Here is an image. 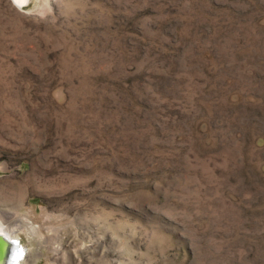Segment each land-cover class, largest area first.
I'll list each match as a JSON object with an SVG mask.
<instances>
[{
    "label": "rangeland",
    "instance_id": "obj_1",
    "mask_svg": "<svg viewBox=\"0 0 264 264\" xmlns=\"http://www.w3.org/2000/svg\"><path fill=\"white\" fill-rule=\"evenodd\" d=\"M0 220L21 264H264V0H0Z\"/></svg>",
    "mask_w": 264,
    "mask_h": 264
},
{
    "label": "water",
    "instance_id": "obj_2",
    "mask_svg": "<svg viewBox=\"0 0 264 264\" xmlns=\"http://www.w3.org/2000/svg\"><path fill=\"white\" fill-rule=\"evenodd\" d=\"M20 243L13 240L7 239V237H4L0 235V264H18L19 257H20ZM14 248V254H11L10 260L9 259V247ZM12 248V250H13ZM13 255V257H12ZM12 257V258H11Z\"/></svg>",
    "mask_w": 264,
    "mask_h": 264
},
{
    "label": "bare ground",
    "instance_id": "obj_3",
    "mask_svg": "<svg viewBox=\"0 0 264 264\" xmlns=\"http://www.w3.org/2000/svg\"><path fill=\"white\" fill-rule=\"evenodd\" d=\"M16 1L19 4H22L23 5V2H25L26 0H16ZM0 235H2L4 237H7V239H9L11 241L15 240V241H17V242L20 243V240L17 239V229H9V228H7L6 226H4V222L2 220H0ZM19 247H20V257H19L20 259L18 261V264L19 263L21 264V261H22V259L25 256V254H24L25 251H24V247L23 246L19 245ZM12 248H13V246L12 247H9V250H8L9 251V254H8L9 259L8 260H10L11 254H14V252H15L14 251V248H13V250H12ZM12 257H13V255H12Z\"/></svg>",
    "mask_w": 264,
    "mask_h": 264
}]
</instances>
